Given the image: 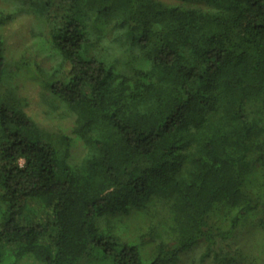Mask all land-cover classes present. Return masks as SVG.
<instances>
[{"label": "trees", "instance_id": "16d2710c", "mask_svg": "<svg viewBox=\"0 0 264 264\" xmlns=\"http://www.w3.org/2000/svg\"><path fill=\"white\" fill-rule=\"evenodd\" d=\"M27 2L5 0L0 27ZM47 3L44 43L69 64L47 85L87 154L73 163L71 137L0 99V264H176L200 244L233 264L241 227L256 216L264 231V0ZM7 52L0 35L6 94ZM154 199L167 236L152 223L130 239L127 218Z\"/></svg>", "mask_w": 264, "mask_h": 264}, {"label": "rangeland", "instance_id": "374dc122", "mask_svg": "<svg viewBox=\"0 0 264 264\" xmlns=\"http://www.w3.org/2000/svg\"><path fill=\"white\" fill-rule=\"evenodd\" d=\"M21 6L24 0H15ZM14 2V1H13ZM36 4L33 8L29 6ZM5 0H0V9ZM30 8V9H29ZM58 4L47 3V0H28L25 10L18 12L15 20L0 27V35L7 38V54L11 62L12 76L9 86L15 91L6 94L7 85L0 86V99L9 97L21 99L22 108L36 121L47 137L60 140L64 136L71 137V161L80 162L87 154L74 133L76 114L64 102L58 99L47 85L56 78H65L69 64L60 60L50 46L44 43L50 25L47 15L56 16ZM95 33L110 32L112 25L92 24ZM41 67L40 72L33 71ZM7 83V82H6ZM18 96V97H17ZM168 206L158 200L147 201V208H134L127 219L132 224L129 238L146 230L152 223H157L167 236L166 225L170 224ZM122 215V214H121ZM256 216L244 224L239 238L225 247L223 254L234 252L237 259L233 264H264V231L256 222ZM160 241V238H156ZM154 247V246H153ZM206 244H200L184 252L176 264H216L214 258H203Z\"/></svg>", "mask_w": 264, "mask_h": 264}]
</instances>
